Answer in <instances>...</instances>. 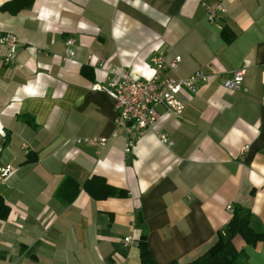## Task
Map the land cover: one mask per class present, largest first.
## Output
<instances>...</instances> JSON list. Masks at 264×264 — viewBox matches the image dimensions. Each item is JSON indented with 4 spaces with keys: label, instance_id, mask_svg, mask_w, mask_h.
<instances>
[{
    "label": "crops",
    "instance_id": "obj_1",
    "mask_svg": "<svg viewBox=\"0 0 264 264\" xmlns=\"http://www.w3.org/2000/svg\"><path fill=\"white\" fill-rule=\"evenodd\" d=\"M212 1L32 0L0 11V32L18 40L13 62H0V166L11 167L0 264H140L142 235L155 264L187 261L227 235V205L264 230V0H219L208 22ZM154 54L180 57L165 76H209L179 94V116L157 106L151 128L111 136L113 101L91 85L116 67L147 78ZM239 67V89L224 88ZM90 136L106 145L75 142ZM64 177L79 187L68 203L54 195ZM104 184L125 194L96 197ZM232 245L238 264H264V241Z\"/></svg>",
    "mask_w": 264,
    "mask_h": 264
},
{
    "label": "built area",
    "instance_id": "obj_2",
    "mask_svg": "<svg viewBox=\"0 0 264 264\" xmlns=\"http://www.w3.org/2000/svg\"><path fill=\"white\" fill-rule=\"evenodd\" d=\"M206 19L211 22L217 13L224 11L219 0H214L206 5ZM66 46L72 44V39L64 41ZM18 47V40L11 32H0V62L9 65L13 62ZM73 51L67 49L66 56H71ZM179 56L170 59L162 54H154L148 58V65L152 69L151 76L147 78L132 77L125 69L116 67L108 69L104 82L94 83L91 88L101 91L113 101L115 116L113 119L114 128L111 136L116 134L118 129L124 131L126 136L138 134L142 130L151 128L162 114L156 109L157 106L164 107L167 113L179 116L183 109V102L179 98L181 92L195 93L198 83L205 82L209 74L196 69L185 77L173 78L165 76V72L173 70L179 62ZM244 68L239 67L231 71L230 75L222 79V86L229 90H237L240 87ZM159 141L167 145L171 141L165 135H158ZM77 143H85L98 148L106 145V137H81L75 139ZM131 140L124 142V151H129ZM247 145L242 147V150ZM11 172L8 164L0 166V185ZM231 213L233 208L226 206ZM130 238L125 237L123 242Z\"/></svg>",
    "mask_w": 264,
    "mask_h": 264
},
{
    "label": "trees",
    "instance_id": "obj_3",
    "mask_svg": "<svg viewBox=\"0 0 264 264\" xmlns=\"http://www.w3.org/2000/svg\"><path fill=\"white\" fill-rule=\"evenodd\" d=\"M31 2L32 0H7L0 5V11L15 14L20 9L29 6ZM82 187L89 190L87 184ZM103 187H105V190L96 197H104L110 194L123 196L125 194V191L122 189L110 188L106 184ZM78 191V185L71 178L64 177L56 188L54 195L62 203H68L75 197ZM7 212V207L0 199V218H4ZM225 229L227 232L225 237L222 238L218 234L216 239L194 258L183 262L174 260L168 264H238L245 255L242 251L236 250L233 247L232 238L234 236H239L245 243L251 245L264 241V230H254L249 224V213H240L235 208H233L225 224ZM137 249L140 264H155L146 245L145 235H142L138 240Z\"/></svg>",
    "mask_w": 264,
    "mask_h": 264
},
{
    "label": "water",
    "instance_id": "obj_4",
    "mask_svg": "<svg viewBox=\"0 0 264 264\" xmlns=\"http://www.w3.org/2000/svg\"><path fill=\"white\" fill-rule=\"evenodd\" d=\"M142 233H144V230L142 231Z\"/></svg>",
    "mask_w": 264,
    "mask_h": 264
}]
</instances>
